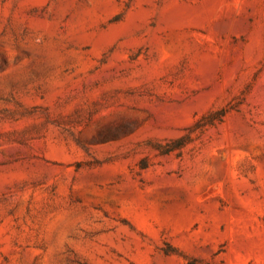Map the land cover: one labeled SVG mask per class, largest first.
Masks as SVG:
<instances>
[{"label":"rangeland","instance_id":"1","mask_svg":"<svg viewBox=\"0 0 264 264\" xmlns=\"http://www.w3.org/2000/svg\"><path fill=\"white\" fill-rule=\"evenodd\" d=\"M190 261L264 264V0H0V264Z\"/></svg>","mask_w":264,"mask_h":264},{"label":"trees","instance_id":"2","mask_svg":"<svg viewBox=\"0 0 264 264\" xmlns=\"http://www.w3.org/2000/svg\"><path fill=\"white\" fill-rule=\"evenodd\" d=\"M182 140H178V144H177V146H174V147H170V146H168V147H162V148H155L156 150H158V151H160V153H162V154H168V153H170V152H172L173 150H175V149H178L179 147H181L183 144H182V142H181ZM166 253L168 254V253H170L169 251H166ZM193 262H188L187 264H192Z\"/></svg>","mask_w":264,"mask_h":264}]
</instances>
